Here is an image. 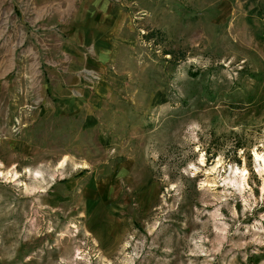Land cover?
Instances as JSON below:
<instances>
[{
    "label": "rangeland",
    "instance_id": "374dc122",
    "mask_svg": "<svg viewBox=\"0 0 264 264\" xmlns=\"http://www.w3.org/2000/svg\"><path fill=\"white\" fill-rule=\"evenodd\" d=\"M254 153L264 0H0V264H264Z\"/></svg>",
    "mask_w": 264,
    "mask_h": 264
},
{
    "label": "bare ground",
    "instance_id": "6f19581e",
    "mask_svg": "<svg viewBox=\"0 0 264 264\" xmlns=\"http://www.w3.org/2000/svg\"><path fill=\"white\" fill-rule=\"evenodd\" d=\"M254 158H255V161H260V162L262 163V164H260V165L258 166V168L260 169L261 172L264 173V158H263V156H260V155H258V154H256V153H254ZM64 160H65V159H64ZM64 163H65V162L62 161L61 164H60V166L64 165ZM240 173H241V181H242V183H244L246 170H242ZM38 175H39V174L36 173V176H38Z\"/></svg>",
    "mask_w": 264,
    "mask_h": 264
}]
</instances>
